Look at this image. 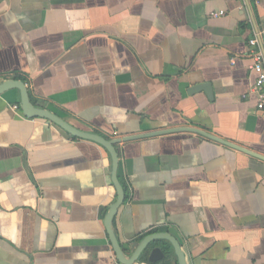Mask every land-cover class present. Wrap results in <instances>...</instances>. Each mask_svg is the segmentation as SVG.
I'll list each match as a JSON object with an SVG mask.
<instances>
[{
  "label": "crops",
  "instance_id": "obj_1",
  "mask_svg": "<svg viewBox=\"0 0 264 264\" xmlns=\"http://www.w3.org/2000/svg\"><path fill=\"white\" fill-rule=\"evenodd\" d=\"M262 28L264 0H0V264H264Z\"/></svg>",
  "mask_w": 264,
  "mask_h": 264
},
{
  "label": "water",
  "instance_id": "obj_2",
  "mask_svg": "<svg viewBox=\"0 0 264 264\" xmlns=\"http://www.w3.org/2000/svg\"><path fill=\"white\" fill-rule=\"evenodd\" d=\"M20 89H21V95H22V110L23 113L27 116H40V117H48L49 119H52L53 121H56L58 124L62 125L63 127H66L71 133H73L74 135H77L79 137L82 138H86V139H91L97 143H100L101 145H104L106 147H109L110 143L108 141H106L105 139H103L102 137L95 135V134H89V133H82V132H78L75 131L74 129H70L68 125H66L65 123L59 121V119H57L56 117H54L53 115H51L50 113L43 111V110H39V109H34L32 107V105L29 103L28 98H27V93L25 88H23L22 84L20 83ZM198 90H203L209 97H211V93H210V87L208 85V83H201L199 85H195L193 87L190 88V91H198ZM68 126V127H67ZM114 182L116 183V177H113ZM118 185V184H117ZM118 203H115L111 206L110 208V213L109 216L112 217L116 211V208L118 206ZM173 243V242H172ZM174 247H175V251L177 253V255L180 256V253L178 251V246L176 243H173ZM158 253L157 250L154 249L151 254H150V259L151 260H155L158 257ZM134 257L131 258L129 261H133Z\"/></svg>",
  "mask_w": 264,
  "mask_h": 264
},
{
  "label": "built area",
  "instance_id": "obj_3",
  "mask_svg": "<svg viewBox=\"0 0 264 264\" xmlns=\"http://www.w3.org/2000/svg\"><path fill=\"white\" fill-rule=\"evenodd\" d=\"M212 16H218L223 14V12L211 13ZM261 46L259 44V40ZM249 45L251 49L252 63L249 68L256 73V79L251 87V90L257 96V103L259 106H264V28L260 30L257 37H252L249 39ZM12 108L16 109L17 105H13Z\"/></svg>",
  "mask_w": 264,
  "mask_h": 264
}]
</instances>
